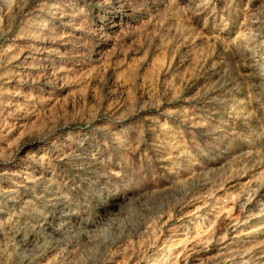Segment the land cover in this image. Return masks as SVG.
Wrapping results in <instances>:
<instances>
[{
	"label": "rangeland",
	"instance_id": "374dc122",
	"mask_svg": "<svg viewBox=\"0 0 264 264\" xmlns=\"http://www.w3.org/2000/svg\"><path fill=\"white\" fill-rule=\"evenodd\" d=\"M0 264H264V0H0Z\"/></svg>",
	"mask_w": 264,
	"mask_h": 264
}]
</instances>
